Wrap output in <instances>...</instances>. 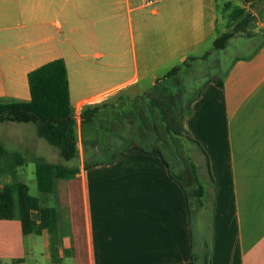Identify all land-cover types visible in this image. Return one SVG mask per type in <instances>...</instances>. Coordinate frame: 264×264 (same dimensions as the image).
I'll return each instance as SVG.
<instances>
[{"label":"crops","instance_id":"0c3cea01","mask_svg":"<svg viewBox=\"0 0 264 264\" xmlns=\"http://www.w3.org/2000/svg\"><path fill=\"white\" fill-rule=\"evenodd\" d=\"M220 2L227 10L230 0H0V100L28 101V73L61 59L74 112L100 104L108 114L102 132L97 121L89 132L78 121V155L68 162L52 149L46 158L35 152L42 140L35 127L19 124L12 134L4 127L14 143L6 152L26 162L1 170L0 191L23 168L13 182L27 186L50 222L24 235L12 207L0 206V264H197L194 216L211 233L209 242L198 239L201 264H264V33L247 24L235 34L229 42L246 40L238 45L245 53L221 75L212 44L232 25L220 20ZM237 8L264 21V0ZM177 66L185 98L200 92L184 128L211 175L199 181L201 206L191 215L158 154L137 149L110 161L130 143L149 145L136 126L113 125L114 112ZM99 145L108 154L102 160ZM36 157L76 172L41 194ZM30 217L40 223L38 211Z\"/></svg>","mask_w":264,"mask_h":264},{"label":"trees","instance_id":"16d2710c","mask_svg":"<svg viewBox=\"0 0 264 264\" xmlns=\"http://www.w3.org/2000/svg\"><path fill=\"white\" fill-rule=\"evenodd\" d=\"M256 1L258 0H242L245 4ZM243 14L244 9H236L230 16L231 20L235 21ZM251 20L253 18L250 15L244 14V18L239 20L232 30L220 34L213 41L212 51L225 50L229 40L237 33H244V26ZM182 64L186 66V63ZM180 68L181 66L172 68L149 91L126 104L122 103L119 106L120 112H114L113 125L117 124L123 131L136 126L149 140V145L143 147L138 143H130L123 150L115 152L110 161L137 149L158 154L166 165L169 176L184 192L191 215L201 206L203 187L199 184L196 165L182 151H178L180 147L178 142L182 140L192 144L203 156L209 178L211 175L206 153L184 128V121L191 113V105L200 92L192 98H185L179 77ZM27 82L30 95L28 101L0 100V124H32L37 137L55 148L63 162L76 158L78 155L77 139L74 136L76 124L73 119L74 110L69 100L68 77L63 60L51 61L29 72ZM214 83L217 87H222L220 80ZM102 107L103 105L100 104L86 105L80 114L81 126L92 125L97 121L102 130V120L108 118V114L101 113ZM107 129L108 127L105 126L104 130ZM81 144L86 148L83 138ZM170 144L175 148L173 164L165 152V148ZM3 156L10 157L14 166H21L26 162L21 154H8L4 147L0 146V158ZM33 162L36 186L41 194L51 193L57 179H66L76 172L75 169L63 164H51L39 157L34 158ZM93 164L89 166L100 165V163ZM2 166L3 164L0 163V173ZM175 167L179 169L175 171ZM6 205L11 206L15 212L24 235L39 234L49 225V211L39 207L38 200L29 195L28 188L23 183L12 182L2 188L0 206ZM191 208H194V211ZM32 211H38L40 214L38 225L30 217Z\"/></svg>","mask_w":264,"mask_h":264},{"label":"rangeland","instance_id":"374dc122","mask_svg":"<svg viewBox=\"0 0 264 264\" xmlns=\"http://www.w3.org/2000/svg\"><path fill=\"white\" fill-rule=\"evenodd\" d=\"M238 3H240V0H230L229 5L227 6V10L224 9L223 2L219 3L220 20L224 21L227 19L228 21H230V24L232 25L230 30H232L233 26L237 24L239 19L242 20L244 18V14H243L239 18H237V20H235V21L231 20L230 16L233 13V11H235L236 9H239V8H237ZM257 7H258V5L255 4L254 9H253L254 12H257V9H256ZM257 15H258V13H257ZM258 18H259V20H261V22L259 21L260 24L256 19H253L247 23L248 25L247 24L246 25L248 26L249 30L256 29V28H258V25H259V28H258L259 33H261V32L264 33V27H263L264 21H262V19L260 18L259 15H258ZM261 23H262V25H261ZM247 34H250V31H247ZM243 42L245 43L247 41L242 40V39H238L235 42L234 41L228 42L225 50L216 52V53H218L217 58L219 59V63H220L218 65V69L221 71V75H223V73L227 70V66L230 64V62H232V60L235 58L236 55L237 56L239 54L243 55L245 53V50H242V52H240L239 48H238V45L243 43ZM248 44H250V43H247V46H248ZM194 72H195V70H193V71L191 70V74H193ZM197 73L200 74L199 70H197ZM186 96H188V95H186ZM18 125L19 124H14V123H2V124H0V146L4 147V149H11L14 147L13 142L8 141V143H6L7 137H6V129L4 127H7V129H8L7 132L9 134L10 133L12 134V132H14V129H17V127H19ZM28 126L31 128L34 127V125H32V124H28ZM91 129H92L91 124L84 126V130L86 132H89ZM97 131L102 132V130L99 127H98ZM40 141H41L40 146H37L35 148V152L38 153L40 157L46 158V156L48 154H50L49 152L51 151V149H52V151H57L55 148L49 146L45 141H43V140H40ZM178 144H179L178 146H180L178 151H182L183 154L186 157L190 158L191 161L196 165L199 181L202 183H208L205 161H204L202 155L199 153V151L192 144H190L188 142L181 140V142L180 143L178 142ZM102 147L103 146H100V145L98 147L99 154L96 155V158L98 160H102L108 156V154L106 152H100V151L104 150V149L101 150ZM165 152L169 156L168 157L169 161L173 164L174 163L173 162V155L175 153V148L173 147V145L170 144L167 148H165ZM10 161H11V159L8 156H3L2 158H0V163L3 164L2 169H4L3 170L4 176L6 175V170H7L6 167H9ZM178 169L179 168L175 167V171H177ZM22 175H23V168L18 169L13 178L16 181H19L20 177ZM7 176H8V174H7ZM10 177L12 178V175ZM31 177H33V176H31ZM14 179H12V180L15 181ZM32 179L34 180V178H32ZM29 186L31 187V189L34 188L36 191V188L32 186V183H29ZM204 220L206 221V223L209 221L207 213L204 215ZM199 223L200 222L198 220V216H194V218L192 219V227H193V232H194L195 253L197 255H199V259L197 260V264H201V262H202V256H201L202 253L198 249L199 248L198 239L202 238V240L209 242L208 240H210V237H211V233H210V230L208 229L207 225L204 223L203 227H201V229H199Z\"/></svg>","mask_w":264,"mask_h":264},{"label":"built area","instance_id":"2783aa9c","mask_svg":"<svg viewBox=\"0 0 264 264\" xmlns=\"http://www.w3.org/2000/svg\"><path fill=\"white\" fill-rule=\"evenodd\" d=\"M73 119H74V121H75V124H76V126L78 125V121L80 120V114L79 113H75L74 112V114H73Z\"/></svg>","mask_w":264,"mask_h":264}]
</instances>
